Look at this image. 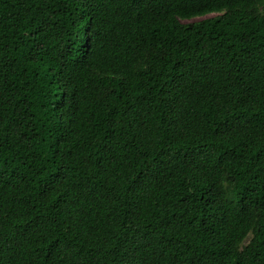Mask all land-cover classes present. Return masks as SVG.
<instances>
[{
	"label": "trees",
	"instance_id": "1",
	"mask_svg": "<svg viewBox=\"0 0 264 264\" xmlns=\"http://www.w3.org/2000/svg\"><path fill=\"white\" fill-rule=\"evenodd\" d=\"M0 264H264V0H0Z\"/></svg>",
	"mask_w": 264,
	"mask_h": 264
},
{
	"label": "rangeland",
	"instance_id": "2",
	"mask_svg": "<svg viewBox=\"0 0 264 264\" xmlns=\"http://www.w3.org/2000/svg\"><path fill=\"white\" fill-rule=\"evenodd\" d=\"M218 13L216 12H212V13H207L205 15H199V16H193V17H189V18H181V21L184 23H189V22H194V21H199L205 18H209L212 16L217 15Z\"/></svg>",
	"mask_w": 264,
	"mask_h": 264
}]
</instances>
